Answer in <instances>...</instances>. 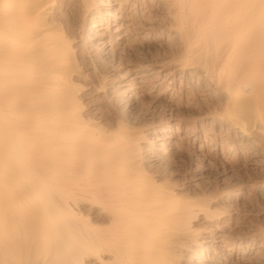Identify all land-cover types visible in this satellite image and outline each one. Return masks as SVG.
Returning <instances> with one entry per match:
<instances>
[{"label":"bare ground","instance_id":"1","mask_svg":"<svg viewBox=\"0 0 264 264\" xmlns=\"http://www.w3.org/2000/svg\"><path fill=\"white\" fill-rule=\"evenodd\" d=\"M158 39L171 58L137 55ZM121 45L137 60L123 75ZM176 80L212 112L162 119L155 142L131 131L143 92L180 103ZM199 140V159L237 153L263 175L264 200V0H0V264H264L254 239L222 231L216 206L239 191L171 176L164 148Z\"/></svg>","mask_w":264,"mask_h":264},{"label":"rangeland","instance_id":"2","mask_svg":"<svg viewBox=\"0 0 264 264\" xmlns=\"http://www.w3.org/2000/svg\"><path fill=\"white\" fill-rule=\"evenodd\" d=\"M151 42H153V45H154V43H155V48H151L150 50H148V48H146L147 47V43H142V46H140L141 48H140V50H138V54L137 55H141L140 57H144L145 56V59L143 58V60H146V62L148 61V62H151V61H161V60H164L165 59V56H166V59L168 58L169 59V57L168 56H170V54H171V52H170V50L166 47V46H163L162 45V39H158L157 41H151ZM158 42H160V43H158ZM157 43V44H156ZM145 48H144V47ZM163 46V47H162ZM160 47H162V48H160ZM121 48V49H120ZM159 48V49H158ZM164 48V49H163ZM166 48V49H165ZM118 49H120V51L121 50H123V51H121V52H119L118 51V53L120 54V55H118V58L116 59V61H115V69L116 68H118V69H116L115 70V73L117 74H120V73H122L121 75H123V73L125 74V72L127 71L128 72V70H130V68H131V64L134 62V61H137L136 60V58H134L133 56H131V55H129L128 54V51H127V49H125L124 50V48L122 47V45L121 46H118ZM162 49H163V51L165 52L164 53V57H163V52H162ZM168 49V50H167ZM142 50V51H141ZM148 50V51H147ZM158 50V51H157ZM161 50V51H160ZM167 50V51H166ZM127 52V54H128V56L124 53V52ZM146 51V52H145ZM150 52V53H149ZM156 52V54L157 55H159L157 52H160V56L162 57H159V56H157L156 54H154ZM170 53V54H169ZM124 54H125V56H124ZM135 54V55H136ZM149 54V55H148ZM152 55V56H151ZM155 55V56H154ZM123 58H122V57ZM129 57H132V58H130L131 60L133 59L134 61H132V62H128V58ZM158 57V58H157ZM170 58H171V56H170ZM142 59V58H141ZM118 60H120V61H118ZM127 60V61H126ZM130 60V61H131ZM119 62V63H118ZM125 63V64H124ZM130 63V64H129ZM119 64V66L117 67V65ZM127 64V65H126ZM83 66V65H82ZM84 66L86 67V69H84L83 67H82V71L84 72V73H86L87 74V79H89L90 77L89 76H91V77H93V78H95V74L97 75L96 77H97V79L95 80V82H96V84L97 83H100V78H101V74L100 73H98V71H93L92 70V65H89V66H87V65H85L84 64ZM128 67H130V68H128ZM85 70H87V71H85ZM170 70V69H169ZM88 72V73H87ZM94 72H96V73H94ZM109 73H104V75L105 74H109L108 75V77H107V79L108 80H112V79H114V80H116L115 78L118 76H115L114 77V73L112 72V71H108ZM126 72V73H127ZM167 72V71H166ZM91 73V74H90ZM113 73V74H112ZM112 74V75H111ZM93 75V76H92ZM113 78H112V77ZM100 77V78H99ZM99 78V79H98ZM106 79V80H107ZM149 80L151 79V78H148ZM170 79H172V78H170ZM170 81V80H169ZM180 82V80H176L175 81V87H178L179 88V91H178V89H177V91H178V93H180V94H182L181 96H180V94H178L179 95V97H181L180 99H181V101L179 100V99H177V101H180V103L181 104H183V105H181L179 102L177 103L176 102V100H175V102L177 103V106H176V104L175 103H173L174 101H171L170 100V95L168 96V97H162L161 98V100H159V101H157V102H154L155 101V99H152L151 98V95H152V93L154 94V95H156L157 94V91H155V92H146L147 94L145 95L144 93L145 92H143V101H144V107H146V108H144L143 109V111H142V113L143 114H141L142 116H140V117H144L143 119L141 118V120L139 119V124L140 123H142V125L140 124L139 125V127L137 126L138 125V122L136 123V125L131 129V131H137V132H143V133H146V138H148L149 139V142H150V140L152 141V142H155V139H156V137H157V135H156V133H155V131H156V128L158 127V125H160L161 124V122L163 121V120H165V118L166 119H169V118H171V119H175L174 120V122H177L178 120L179 121H197L198 119H201V117L203 118L204 117V114H205V117L207 116V114H209L210 112H212L211 110V108H212V105H210L212 102L211 101H208V105H207V101L205 100V101H203L204 99H202V98H204V96L203 95H201L200 93H197V92H191V90L190 89H187L186 87H183V84H181L180 83V85H179V82ZM181 86H182V88H181ZM164 90V89H163ZM181 91V92H180ZM188 91H190V92H188ZM159 92V91H158ZM188 92V93H187ZM189 94V95H188ZM191 94V95H190ZM195 96H194V95ZM185 95V96H184ZM201 95V96H200ZM146 97V99H145V97ZM153 97V96H152ZM152 100H151V99ZM164 98V99H163ZM145 99V100H144ZM169 99V101L171 102V103H169L167 100ZM161 101V102H160ZM189 101H190V103H192L191 104V106H192V108H191V106H190V103H189ZM198 102H200V104L198 103ZM199 105H198V104ZM206 103V104H205ZM171 104H173V105H171ZM179 104V105H178ZM185 104L186 105H188L189 104V106H185ZM196 104V105H195ZM204 104V105H203ZM148 105V106H147ZM198 105V106H197ZM207 106V107H204V106ZM211 107H210V106ZM179 106V107H178ZM186 107V109H188V110H186L185 111V107ZM197 106V107H196ZM148 107V108H147ZM171 107V109H169ZM172 107H173V109H172ZM178 107V108H177ZM201 107H202V109H201ZM204 107V108H203ZM210 107V108H209ZM165 108H167V109H165ZM184 108V109H183ZM148 111H146V110ZM178 109V110H177ZM191 109V110H190ZM208 109V110H207ZM210 109V110H209ZM171 110V111H170ZM197 110V111H196ZM166 111V112H165ZM180 111V112H179ZM188 111V112H187ZM204 111H206V112H204ZM210 111V112H209ZM169 112H171V113H169ZM198 112H200V113H198ZM209 112V113H208ZM204 113V114H203ZM172 114V115H171ZM176 114V115H175ZM203 114V115H202ZM169 115H171V117L169 116ZM175 116V118H173ZM169 117V118H168ZM182 118V119H181ZM183 118H185V119H183ZM191 118H194V120L192 119L191 120ZM163 119V120H162ZM196 119V120H195ZM159 123H158V122ZM173 122V123H174ZM143 124H144V126H143ZM147 125V126H146ZM150 125V126H149ZM142 126V127H141ZM140 127H141V129H140ZM139 130V131H138ZM143 135H145V134H143ZM182 136H184V134H182ZM219 136V137H218ZM222 137V134H218L217 133V139H219L218 140V142H220V143H218L219 144V148L221 149V148H223L224 147V149H227L226 148V146H227V144H228V142L226 141V142H223L222 143V139L223 138H221ZM221 140V141H220ZM200 140L197 142V143H195L194 145L193 144H189V142L188 143H185L184 142V147H179L178 149H175V147L174 146H169L167 149L166 148H164L165 150H164V152H166V153H168V152H172V151H177L178 152V154L176 155L177 157H176V162H174L173 164H171L170 165V169H171V171H172V173L173 174H171V176L174 178V179H178L177 181H179L180 183H187V185H192V187L193 188H196V192H198L197 190H199V192L200 191H204V189H205V193L207 192V193H210V192H212L211 194H218V192H219V194L221 195V193H222V197L224 196V195H226V193H228L227 195H232V194H234V193H237L238 191L240 192H238V195L241 197H238V198H235L231 203L229 202V200H226V198H224V199H222L223 200V202L221 201V203L219 202L218 204H217V206L216 207H218L217 209H221V210H224V209H228L229 210V215L230 216H228V214H227V216L223 219V221H221V222H223V223H221V224H223L222 226H225L223 229H222V231H225V233H228L229 235H232L234 238H242L243 237V235H244V237H246L247 235L248 236H250V237H248V238H251V239H254V243L255 244H257L255 247H257L258 249H260L261 251H263L264 252V200H262V199H260L259 197H256L257 196V190H256V185L257 184H259V183H261V181H263V175H261L260 173H256L253 169H251V167L249 166V165H246V162H244V160H242V163L240 162V159H241V156L240 155H238L237 153L236 154H234L232 157L231 156H229L228 158H224L223 160L224 161H226V160H228L229 159V163H227V164H229V165H227L226 163H222V164H224V165H227L226 167H224L220 162H221V159L223 158V156H218L217 158H216V160H215V158L212 156V155H210V154H208L207 155V153H208V151H206L204 154L206 155V158H201V159H199L200 157H198V156H196V151L197 150H199V145H200ZM189 144V145H188ZM198 144V145H197ZM230 144V143H229ZM188 145V146H187ZM221 145V146H220ZM224 145H226V146H224ZM185 146H186V149H185ZM232 146H235V148H239V146H238V144H236V143H233V145ZM193 148V149H192ZM234 148V147H233ZM237 148V149H238ZM170 149V150H169ZM184 149V150H183ZM169 150V151H168ZM185 150H186V152H185ZM222 150V149H221ZM221 150H220V153H221ZM181 151H183V152H181ZM188 152V153H187ZM195 153V154H194ZM180 154V155H179ZM181 156V157H180ZM184 156V157H183ZM212 156V157H211ZM239 156V157H238ZM195 158V159H194ZM181 159V160H180ZM184 159V160H183ZM196 159H198V160H196ZM239 159V160H238ZM242 159H243V157H242ZM197 161V162H196ZM220 161V162H219ZM238 162V163H237ZM244 162V163H243ZM176 164V165H175ZM196 164V165H195ZM232 165V167H230ZM243 165V166H242ZM194 166V167H193ZM199 167L198 169H197V167ZM203 167V168H201V167ZM249 166V167H248ZM196 167V168H195ZM223 167V168H222ZM229 167L230 168H232V170H230L229 169ZM228 168V170H227V172L226 171H224V173H223V170L222 169H227ZM177 169V170H176ZM206 169V170H205ZM250 169V170H249ZM252 170L254 171V172H252ZM198 171V172H197ZM201 171V172H200ZM204 171V172H203ZM235 171V172H234ZM200 172V173H199ZM226 172V173H225ZM219 173V174H218ZM233 173V174H232ZM203 174V175H202ZM212 174H214V175H212ZM218 174V175H217ZM192 176V177H191ZM261 176H262V178H261ZM217 177V178H216ZM189 180V181H188ZM260 181V182H259ZM197 182V183H196ZM258 182V183H257ZM196 183V184H195ZM241 183V184H240ZM254 183V184H253ZM234 184V185H233ZM197 185V186H196ZM235 185H239L238 186V188H237V186H235ZM254 185V186H253ZM199 186V187H198ZM218 186V187H217ZM232 186H234V189H232L231 187ZM241 186V187H240ZM252 186V187H251ZM205 187V188H204ZM255 189H254V188ZM202 190H201V189ZM215 188H216V190H215ZM242 188H243V190H242ZM214 191H213V190ZM223 189H225V191L223 190ZM229 189V190H228ZM238 189V190H237ZM227 190L228 191H231V193L230 192H227ZM255 190V191H254ZM217 193H216V192ZM221 191H223V192H221ZM234 192V193H233ZM245 193V194H243V193ZM223 193H225V194H223ZM220 195H218V197L220 196ZM243 196V197H242ZM35 198H37V196H35ZM32 199L33 200V202H37V200L36 199ZM39 198V197H38ZM244 198V199H243ZM40 199V198H39ZM224 200H225V202H224ZM238 201V202H237ZM229 202V203H228ZM234 205H233V204ZM224 204V205H223ZM231 204V205H230ZM218 205H220V206H218ZM220 207V208H219ZM223 208V209H222ZM225 220V221H224ZM216 223H219V221H215V223L214 222H203V221H201V222H199L198 223V228H199V230H200V232H201V234H206V235H209V234H216V233H218V234H221L222 233V231L220 230H217V228H216ZM224 223H226V224H224ZM201 225V226H200ZM225 229V230H224ZM227 231V232H226ZM205 235V236H206ZM237 236V237H236ZM256 236V237H255ZM243 237V238H244ZM258 240V241H257ZM261 244H260V243ZM259 245V246H258ZM238 264V263H237ZM240 264V263H239Z\"/></svg>","mask_w":264,"mask_h":264}]
</instances>
